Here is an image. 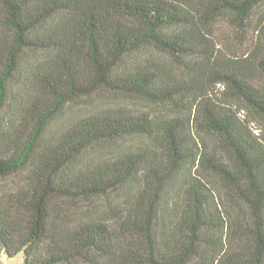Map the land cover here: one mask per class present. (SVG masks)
I'll use <instances>...</instances> for the list:
<instances>
[{
    "label": "trees",
    "instance_id": "1",
    "mask_svg": "<svg viewBox=\"0 0 264 264\" xmlns=\"http://www.w3.org/2000/svg\"><path fill=\"white\" fill-rule=\"evenodd\" d=\"M263 8L0 0V180L20 178L0 188V254L264 264ZM224 19L252 31L247 54L220 48ZM99 91L155 113L93 109Z\"/></svg>",
    "mask_w": 264,
    "mask_h": 264
},
{
    "label": "rangeland",
    "instance_id": "2",
    "mask_svg": "<svg viewBox=\"0 0 264 264\" xmlns=\"http://www.w3.org/2000/svg\"><path fill=\"white\" fill-rule=\"evenodd\" d=\"M264 10V8H263ZM261 10V11H263ZM238 30L237 27L230 24L226 19L220 21L215 27V39L219 43L220 48L227 53H237L245 55L251 49L252 31ZM125 106L132 110H152L155 113L156 108L149 106V103L138 98L123 96L112 91H99L92 97L91 108L99 107H115ZM85 109L84 107H81ZM170 112V111H169ZM243 119H251L248 117L247 111L241 112ZM256 134L264 135V118L254 120ZM20 183V178L17 176L9 177L0 180V188L5 190L15 189ZM0 264H25L23 253L10 257L4 252L0 254Z\"/></svg>",
    "mask_w": 264,
    "mask_h": 264
}]
</instances>
